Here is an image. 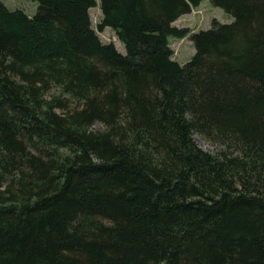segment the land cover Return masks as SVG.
Returning <instances> with one entry per match:
<instances>
[{"label":"trees","instance_id":"trees-1","mask_svg":"<svg viewBox=\"0 0 264 264\" xmlns=\"http://www.w3.org/2000/svg\"><path fill=\"white\" fill-rule=\"evenodd\" d=\"M33 1L0 0V264H264V0H209L185 64L203 0H99L125 54Z\"/></svg>","mask_w":264,"mask_h":264},{"label":"rangeland","instance_id":"rangeland-1","mask_svg":"<svg viewBox=\"0 0 264 264\" xmlns=\"http://www.w3.org/2000/svg\"><path fill=\"white\" fill-rule=\"evenodd\" d=\"M9 10H22L29 16H33L37 11V3L33 0H1ZM97 7L90 9L92 27L96 30L100 40L104 44L113 43L118 52L125 54L124 45L118 40L115 32L106 28L102 32L98 31L97 25L101 21V10L98 6L99 0H96ZM216 20L221 24H230L234 21L232 15L221 8L214 7L209 0H203L197 8L191 10L187 15L181 16L173 23L178 29H187L190 32L184 38L169 37L170 47L173 50V60L185 64L190 61L195 53L191 35L200 30L211 28L212 21ZM99 126H96L98 128ZM196 144L204 151L215 153L218 148L211 145L204 138L194 136Z\"/></svg>","mask_w":264,"mask_h":264},{"label":"bare ground","instance_id":"bare-ground-1","mask_svg":"<svg viewBox=\"0 0 264 264\" xmlns=\"http://www.w3.org/2000/svg\"><path fill=\"white\" fill-rule=\"evenodd\" d=\"M13 185V184H12Z\"/></svg>","mask_w":264,"mask_h":264}]
</instances>
